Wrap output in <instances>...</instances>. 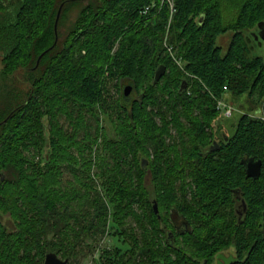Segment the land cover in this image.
I'll return each instance as SVG.
<instances>
[{
  "label": "trees",
  "instance_id": "1",
  "mask_svg": "<svg viewBox=\"0 0 264 264\" xmlns=\"http://www.w3.org/2000/svg\"><path fill=\"white\" fill-rule=\"evenodd\" d=\"M161 1L0 0V264H43L47 253L80 264L110 218L126 248L104 251L99 264H212L218 254L264 264V124L246 113L264 97V0H172L173 11ZM83 2L61 37L68 10ZM167 29L164 46L180 64L163 47ZM226 95L240 112L213 126L214 101ZM98 111L117 127L99 125ZM246 158L262 162L255 180ZM142 159L153 187L142 182ZM171 197L204 208L189 211L194 227L179 250L157 242L149 202L161 209ZM140 220L153 231L142 228L139 251Z\"/></svg>",
  "mask_w": 264,
  "mask_h": 264
},
{
  "label": "rangeland",
  "instance_id": "2",
  "mask_svg": "<svg viewBox=\"0 0 264 264\" xmlns=\"http://www.w3.org/2000/svg\"><path fill=\"white\" fill-rule=\"evenodd\" d=\"M162 1H161V3H163ZM83 5H85V2L80 3L79 5L74 6V7L70 8L68 10L67 16L63 19L61 25L59 26V33H60L61 37L65 36L69 32L70 28L75 24V22H76V20L78 18V15H79V11L81 10L80 7L83 6ZM79 31H81V30H79ZM227 37L228 36L225 37L224 41L222 40V44H223V48L224 49L228 45ZM167 38H168V29L165 32V35L163 37V42H162L163 47L165 48V51L168 54L169 52H168L167 48L164 46V43H165V41H167ZM116 47L113 49V51L116 50ZM171 54L174 57V60L176 59L175 62L180 64V60L179 59L177 60V58L175 57V50H173V51L171 50ZM1 58L2 57L0 55V69L2 67V59ZM21 74L23 76L27 75V73H24V72H21ZM25 87H26V85H25ZM108 88H109V95H111V99H110L111 101L110 102H113V100H115V98L117 97V92H116V89L114 88V82H110V84L108 85ZM224 101H226V103H230L231 105H233V107L238 108V107L235 106L234 103L231 102L229 95H226V100H224ZM216 102L217 101H214V107H215L216 110H218ZM263 108H264V97H263L262 101L260 102V104L257 106L256 109L254 108L252 111H248L246 113L250 117H255V115L257 113H259V112L263 113V110H264ZM218 112H219L218 115H216L215 118L212 121L213 122L212 123L213 126H214L215 123H218V121L221 122V123H223V121H224V119L221 118L222 117L221 116V111L218 110ZM97 114H98V117H99V125L106 121L110 128L114 129V128L117 127L118 124H116L115 122H112L111 119L109 120L106 115L101 114L99 111H98ZM153 121L158 126L160 125L161 121L159 120V118L157 116L154 117ZM62 122L65 124V121H62ZM172 133H174V131H172ZM101 140H98V143ZM167 141L169 142V139H167ZM47 148L48 147L44 148L43 156L46 155V153H48V149ZM147 154H148V156L145 155V157L149 161H153L155 163V165H158V166L162 165V164L159 165V162H157V160L154 159L155 155L152 153L151 150ZM152 168H153L152 165H150L149 167L145 168L144 174L142 175V178H141L142 182L143 183L146 182L147 185L150 186V187H153V184H154V181L152 180V176H151ZM162 169H164L163 166H162ZM164 172H166V170ZM69 178H70V175L68 173L63 174L62 182L65 183L67 180H69ZM158 180H159L160 183H164V184L167 183V186L170 184V182H172L170 179L169 180L167 179V181H165V180L162 179V177L159 178ZM178 184H180V182H178ZM177 187H178V189L180 188V186H178V185H177ZM100 188H102V187H100ZM175 194H177V190H176ZM190 198L191 197H189V199ZM137 207H139V206H136V208ZM141 212H142V210H141ZM111 224H112V222H111V218H110L109 223H108V225L106 227V231H105L104 235L101 236V237L98 236V238L96 239V242L93 243V251L91 253H88L86 258L82 259L80 264H99L98 255H103L104 251H109V252L113 253L114 251H117V250L118 251H122V250H124L126 248V246L124 244H122L121 241L119 240V235L118 234L114 235L115 230H113L111 228ZM228 250L232 251L233 249L232 248H228ZM226 253H227V251H226ZM213 263H214V261H213Z\"/></svg>",
  "mask_w": 264,
  "mask_h": 264
},
{
  "label": "flooded vegetation",
  "instance_id": "3",
  "mask_svg": "<svg viewBox=\"0 0 264 264\" xmlns=\"http://www.w3.org/2000/svg\"><path fill=\"white\" fill-rule=\"evenodd\" d=\"M225 140H226L225 137L224 138L222 137V139L213 140L211 142L210 147L215 142L216 144L214 145V147L216 148L215 150H217V148H219L220 141H225ZM141 201L138 200L136 205H139ZM149 202L151 203L154 217L156 218L157 223H158L157 242L161 246H164V247L166 243L168 244L170 243V246L173 244V248L175 250H179L181 247H183L185 237L191 234L192 228L194 227L193 222L190 220L188 216L189 211H192V210L202 211L204 208L201 206H198V207L195 206L192 208L189 206L187 207L186 204H190V202H193V200L189 198H180V197H171V198L164 199V201H162L164 203L161 209L159 208V205L157 204V201L155 199L150 198ZM155 202L157 206L156 212H154L153 210V204ZM136 209L138 210L137 211L138 214L141 215L142 209L140 207H137ZM246 210H247V207L242 201L235 203L233 205V212L235 214L236 220H238L239 215L242 218ZM151 220H152V216H151ZM145 226L148 227L150 230L149 232L152 233L153 231L152 224H149L148 222H142L141 220L135 222V229L138 234L137 242L139 246V251L141 250V247H142L140 233H141L142 228ZM224 255L226 257L229 256V254H224ZM216 263H217V256H216L214 263L212 264H216ZM220 263L223 264L224 263L223 260L220 259ZM135 264H154V261L153 260L142 261V258H137V261Z\"/></svg>",
  "mask_w": 264,
  "mask_h": 264
},
{
  "label": "water",
  "instance_id": "4",
  "mask_svg": "<svg viewBox=\"0 0 264 264\" xmlns=\"http://www.w3.org/2000/svg\"><path fill=\"white\" fill-rule=\"evenodd\" d=\"M61 6L62 5L59 6L58 11H57V14H56L55 23H54L55 40H54L53 45L50 47V49L57 42L56 26H57V22H58V19H59V15H60V11H61ZM262 40H264L263 37H262ZM43 54L44 53H42L37 58L36 66L38 65L39 60H40V58H41V56ZM164 72H165V67L163 65L158 66L157 69L155 70V73H154V80H153V82L156 83L161 78V76L164 74ZM130 92H131V87L129 85L125 86L124 89H123L124 96H128L130 94ZM215 144L216 143L214 142L212 144V146L209 148L210 151H214L216 149L214 147ZM241 163L244 166V169H245V177L246 178H251V179H254L255 180V179H257L259 177L260 172H261V166H262V162L260 160H254L253 158H246V159L242 160ZM146 164H147V161L145 159H142V161H141L142 168H145L146 167ZM0 177H1V180L4 179L2 173H0ZM153 210H154V212L157 211L156 202L153 204ZM263 219H264V214H263ZM237 222L238 223H241L242 222L240 215L238 217ZM220 259L223 260V262H224L223 264H232V262H233V257L231 255H229V256L226 257L224 254H218L217 255V263L216 264H221L220 263ZM43 264H67V259H60L55 253H47L45 255L44 263Z\"/></svg>",
  "mask_w": 264,
  "mask_h": 264
},
{
  "label": "built area",
  "instance_id": "5",
  "mask_svg": "<svg viewBox=\"0 0 264 264\" xmlns=\"http://www.w3.org/2000/svg\"><path fill=\"white\" fill-rule=\"evenodd\" d=\"M167 2L169 3L171 11H173L172 0H167ZM167 49L169 53H171L172 50L171 47H167ZM224 89L226 88L224 87ZM216 103H217V109L221 111V116L223 119H228L233 115V113L240 112L237 108L233 107V105H231L230 103H226V101L224 100L221 99L217 100ZM255 118L259 119L264 124V113L261 112L257 113L255 115Z\"/></svg>",
  "mask_w": 264,
  "mask_h": 264
}]
</instances>
